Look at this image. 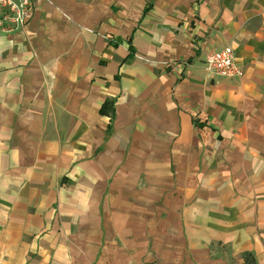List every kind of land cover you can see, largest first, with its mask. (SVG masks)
<instances>
[{
    "label": "crops",
    "instance_id": "0c3cea01",
    "mask_svg": "<svg viewBox=\"0 0 264 264\" xmlns=\"http://www.w3.org/2000/svg\"><path fill=\"white\" fill-rule=\"evenodd\" d=\"M31 5L0 30V264H264V0ZM229 46L244 76L207 68Z\"/></svg>",
    "mask_w": 264,
    "mask_h": 264
},
{
    "label": "built area",
    "instance_id": "2783aa9c",
    "mask_svg": "<svg viewBox=\"0 0 264 264\" xmlns=\"http://www.w3.org/2000/svg\"><path fill=\"white\" fill-rule=\"evenodd\" d=\"M32 0H0V30L4 33L23 31L31 16ZM207 68L225 77L244 76L231 46L210 51L206 56Z\"/></svg>",
    "mask_w": 264,
    "mask_h": 264
},
{
    "label": "trees",
    "instance_id": "16d2710c",
    "mask_svg": "<svg viewBox=\"0 0 264 264\" xmlns=\"http://www.w3.org/2000/svg\"><path fill=\"white\" fill-rule=\"evenodd\" d=\"M112 106H113V102L112 101L106 102V104L104 105L105 111L106 112L109 111ZM243 256H244V259H245V263L244 264H256L255 257L251 253L245 252L243 254Z\"/></svg>",
    "mask_w": 264,
    "mask_h": 264
}]
</instances>
